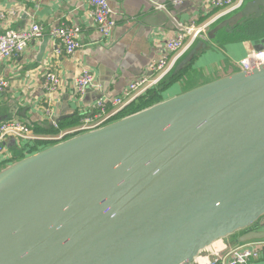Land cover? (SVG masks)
Returning a JSON list of instances; mask_svg holds the SVG:
<instances>
[{"label": "water", "instance_id": "water-1", "mask_svg": "<svg viewBox=\"0 0 264 264\" xmlns=\"http://www.w3.org/2000/svg\"><path fill=\"white\" fill-rule=\"evenodd\" d=\"M262 17L264 0H240L161 83L216 48L264 51V34L243 32ZM238 61L174 95L158 85L153 104L0 164V264H209L264 241V59Z\"/></svg>", "mask_w": 264, "mask_h": 264}, {"label": "crops", "instance_id": "crops-1", "mask_svg": "<svg viewBox=\"0 0 264 264\" xmlns=\"http://www.w3.org/2000/svg\"><path fill=\"white\" fill-rule=\"evenodd\" d=\"M109 3L117 25L113 34L104 38L92 16L89 0H0V32L21 31L31 22L39 23L46 30L21 56L0 59V78L9 82L0 93V122L21 120L32 125V129L36 127L33 133L50 139L51 134L41 130L45 123H51L44 116L47 96L42 79L46 71H54L61 78V86L52 97L54 118L78 115L81 121L83 112L91 110L100 93L109 98L119 95L131 81L145 73L151 60L170 55L166 54L165 43L182 25L201 26L205 22L200 21L207 14L201 2L190 0L180 5L174 4V0H109ZM63 23L81 27L83 47L73 55L56 54L57 41L47 32L50 27ZM237 41L240 40L234 42ZM238 43L239 46L229 47L230 55L218 48L200 55L165 90L163 97L236 71L233 61L242 59L253 48L250 43ZM83 67L94 71L101 90L92 87L84 95L77 93L75 80ZM50 141L9 145L2 141L0 164L12 156L30 153L36 145L47 146Z\"/></svg>", "mask_w": 264, "mask_h": 264}, {"label": "built area", "instance_id": "built-area-1", "mask_svg": "<svg viewBox=\"0 0 264 264\" xmlns=\"http://www.w3.org/2000/svg\"><path fill=\"white\" fill-rule=\"evenodd\" d=\"M184 1L186 0H174V4L180 5ZM190 1L201 2L206 13L214 8L220 10L201 26H196L194 23L182 25V29L175 36L167 39L165 43L166 54L170 55H162L159 58L151 60L145 73L138 79L131 81L119 95L109 98L105 94L100 93L92 104L91 110L83 112L81 123L76 127L60 131L62 136L58 139L97 128L121 116L120 114L131 103L137 102L140 97L145 96L149 91L155 90L161 84L187 47L199 34H205L207 26L215 17L235 8L240 2V0ZM89 4L98 31L104 38H109L117 25V20L114 17L109 0H89ZM45 32V28L36 22H31L21 31L0 32V59L21 56L30 43L43 37ZM47 32L57 41L55 51L58 55H73L83 47L80 38L81 27L77 25L63 23L50 27ZM256 59L263 60L264 51L255 52L253 48H250L248 54L240 59L238 63L243 68L248 69L250 62ZM42 84L47 96L44 116L57 128L58 122L54 118L52 97L57 94L58 88L61 86V78L55 72L48 70L44 74ZM75 85L79 95H84L92 87L101 90L100 84L96 82L94 71L87 67L81 69L80 74L75 80ZM8 86L9 82L4 78H0V93L5 91ZM109 105L112 106V109H110ZM9 136H16L22 142L27 141L31 144L42 140H50L33 133L26 123L18 119L0 122V144ZM209 264H264V241L247 243L233 248L222 259L212 261Z\"/></svg>", "mask_w": 264, "mask_h": 264}, {"label": "trees", "instance_id": "trees-1", "mask_svg": "<svg viewBox=\"0 0 264 264\" xmlns=\"http://www.w3.org/2000/svg\"><path fill=\"white\" fill-rule=\"evenodd\" d=\"M219 10L217 8L211 9L207 14H205L204 18H202L200 23L206 22L207 20H209ZM244 32L247 33L246 35H248L247 36L248 38H255L260 33H262V32L264 33V17H262L260 19L249 21L246 24V29ZM238 40H243V37L239 38ZM178 78H180L179 75L171 78L170 83H161L160 86H163V89H164L163 91H165L167 88H169L173 84V82L178 80ZM153 91H149L145 96L140 97L137 102L131 103L126 109H124V111L120 115L123 116L126 114H130L132 112L138 111V110L145 108L148 105H150L151 103H154L155 101L162 98L161 94L160 95L159 94L152 95ZM56 121L58 122L57 128L54 127L50 122L45 123L44 127H41L42 132L44 134H51L52 135L53 133H58L60 131H64V130H68L70 128L76 127L81 123L80 117L78 115H73L71 118H67V119H56ZM27 125L30 127L31 130L36 131L35 126H34V129H32L33 128L32 125H29V124H27Z\"/></svg>", "mask_w": 264, "mask_h": 264}, {"label": "rangeland", "instance_id": "rangeland-1", "mask_svg": "<svg viewBox=\"0 0 264 264\" xmlns=\"http://www.w3.org/2000/svg\"><path fill=\"white\" fill-rule=\"evenodd\" d=\"M7 31H12V30H6V31H4V32H7ZM262 34H264L263 32L262 33H260L259 35H257L258 37L259 36H261ZM54 72V71H53ZM56 73V72H55ZM57 74V73H56ZM43 77H44V75H43ZM187 86V85H186ZM60 88V87H59ZM59 88H58V90H59ZM156 102V101H155ZM151 104H153V103H151ZM150 104V105H151ZM149 106V105H148ZM60 136H62L61 135V133L60 132H58V133H53L52 135H50L49 136V138H50V140H56V139H58V138H60ZM51 142V141H50ZM50 142H48V143H46L45 145H47V144H50ZM222 245V244H221Z\"/></svg>", "mask_w": 264, "mask_h": 264}, {"label": "bare ground", "instance_id": "bare-ground-1", "mask_svg": "<svg viewBox=\"0 0 264 264\" xmlns=\"http://www.w3.org/2000/svg\"><path fill=\"white\" fill-rule=\"evenodd\" d=\"M221 242H217L216 243V248H220L222 245ZM200 264H207V259L205 257H201L199 260Z\"/></svg>", "mask_w": 264, "mask_h": 264}, {"label": "flooded vegetation", "instance_id": "flooded-vegetation-1", "mask_svg": "<svg viewBox=\"0 0 264 264\" xmlns=\"http://www.w3.org/2000/svg\"><path fill=\"white\" fill-rule=\"evenodd\" d=\"M245 29H246V27H245ZM244 31H245V30H244ZM244 31H243V32H244ZM244 33H245V32H244ZM245 34H247V33H245Z\"/></svg>", "mask_w": 264, "mask_h": 264}]
</instances>
